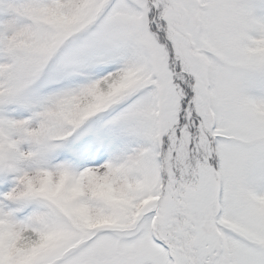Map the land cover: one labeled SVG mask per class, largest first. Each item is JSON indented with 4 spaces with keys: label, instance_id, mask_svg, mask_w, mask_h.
<instances>
[{
    "label": "snow or ice",
    "instance_id": "6c2138e0",
    "mask_svg": "<svg viewBox=\"0 0 264 264\" xmlns=\"http://www.w3.org/2000/svg\"><path fill=\"white\" fill-rule=\"evenodd\" d=\"M0 264H264V0H0Z\"/></svg>",
    "mask_w": 264,
    "mask_h": 264
}]
</instances>
